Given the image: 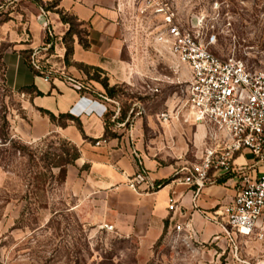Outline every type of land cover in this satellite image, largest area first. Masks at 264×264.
I'll use <instances>...</instances> for the list:
<instances>
[{
    "label": "rangeland",
    "instance_id": "1",
    "mask_svg": "<svg viewBox=\"0 0 264 264\" xmlns=\"http://www.w3.org/2000/svg\"><path fill=\"white\" fill-rule=\"evenodd\" d=\"M20 1L37 5L33 0H0V22ZM165 6L189 24L199 18L205 35H215L210 49L218 56L234 55L252 71H264V0H126L122 18L128 24L127 41L140 59L125 66L129 80L110 85L103 71H81L83 84L100 85L91 78L107 79L114 88L113 96L103 89L109 99L107 137L118 138L140 124L144 139H155V148L164 153L179 147L183 136L187 151L177 162L190 163L197 160L190 139L197 124L181 109L189 72L154 41L163 20L157 11ZM21 99L6 86L0 61V264H264V237L256 235L230 241L219 231L202 241L176 232L143 248L105 229L102 199L94 205L84 186H76L83 180L80 174H74L73 184L61 183L59 169L53 167L59 157L72 154L71 146L56 134L27 143L13 133V122L24 117ZM162 113L168 114L166 120ZM161 124L176 131L175 144ZM206 128L208 145L215 128ZM93 215L100 216L98 223H90Z\"/></svg>",
    "mask_w": 264,
    "mask_h": 264
},
{
    "label": "crops",
    "instance_id": "2",
    "mask_svg": "<svg viewBox=\"0 0 264 264\" xmlns=\"http://www.w3.org/2000/svg\"><path fill=\"white\" fill-rule=\"evenodd\" d=\"M41 1H58L59 9L75 16L87 29L90 47L83 49L75 37L72 64L102 70L110 85L129 80L125 66L139 63L140 59L134 55V46L127 41L128 24L122 18L126 0ZM17 6L16 10L9 11L7 20L0 22V61L4 67V81L11 92L22 98L24 113L22 119L13 122V133L27 143L56 134L76 146L80 158L67 167L66 183L73 184L74 174H80L83 180H79L76 186H84L85 194L94 205L99 203V198L102 199L103 222L123 237L138 241L143 248L152 247L164 235L176 233V224H192L197 238L202 241L218 234L220 227L209 222L205 215L232 202L237 177L220 178L225 181L207 186L196 194L194 186L179 182L180 174L176 175L187 163L177 162L187 151L183 136L178 139L179 147L165 149L164 153L155 148V139H144L140 124H134L130 131H121L118 138L107 137L108 104L102 99L103 88L97 83L93 86L85 83L88 90H77L72 82L83 84L84 75L74 66L64 65L62 38L67 25L55 12L44 11L30 1H20ZM50 44L52 48L41 53L42 63L51 74L50 81L45 82L42 75L29 67L25 57ZM23 88L32 89L20 92ZM41 111L52 114L57 121L52 123ZM66 115L80 123L81 131L74 121L63 119L64 126L58 123L59 116ZM161 127L165 136L175 144L173 136H178L176 131H172L168 124H161ZM195 130L190 138L191 146L194 155L199 157L207 142V128L197 125ZM138 161L146 171L149 183L157 186L155 189L148 188L147 184L140 185L137 191L128 187L129 180L138 171ZM84 166L86 170L82 169ZM234 166L252 167L255 175L264 174V165H255L248 151L236 155ZM170 197L177 202L173 212L167 209ZM99 220L100 216L93 215L90 223Z\"/></svg>",
    "mask_w": 264,
    "mask_h": 264
},
{
    "label": "built area",
    "instance_id": "3",
    "mask_svg": "<svg viewBox=\"0 0 264 264\" xmlns=\"http://www.w3.org/2000/svg\"><path fill=\"white\" fill-rule=\"evenodd\" d=\"M164 9H166L164 11ZM163 13L162 26L154 35L161 51L170 54L188 72V81L183 89L184 102L181 107L186 116L197 125L215 128L209 134V142L195 162H190L176 172L179 182L194 186L196 194L207 186L214 185L220 178L237 177L235 196L228 205L206 214V219L219 226L220 232L230 241L237 235L264 237V174L255 175L252 167L235 168L236 155L248 151L255 165H264V71L249 69L243 60L228 55L220 57L211 51L215 35L206 36L201 20L195 18L184 22L176 18L168 7H160ZM51 34V33H49ZM46 48L35 49L28 57L29 67L50 81V72L42 63L41 53ZM72 82V79H68ZM77 90H88V86L72 82ZM102 99L109 101L106 97ZM166 120L168 114L162 113ZM98 145V144H97ZM138 171L129 180L128 187L137 191L139 186H157L149 183L144 168L138 161ZM177 202L168 199L167 209L175 211ZM113 230L111 225H104ZM175 231L185 237H197L190 223L176 224Z\"/></svg>",
    "mask_w": 264,
    "mask_h": 264
},
{
    "label": "trees",
    "instance_id": "4",
    "mask_svg": "<svg viewBox=\"0 0 264 264\" xmlns=\"http://www.w3.org/2000/svg\"><path fill=\"white\" fill-rule=\"evenodd\" d=\"M33 2L36 3L44 11H53L56 14H58L62 23L67 25V32L65 33V35L62 38V43L65 47V55H64V59H63L64 65L65 66H74L76 69H78L82 72L84 71V74H86V75H88V73L85 70H94V71H98V72L102 73V70H100L98 68L87 66L84 64H77V63L72 64L70 61L72 53H73V43H74L75 37L78 39V43L82 46L83 49L87 50L90 47L89 42H88V32L82 31L80 29L83 26V24L81 22H79L77 20V18L75 16H73L72 14H69V13L65 12L64 10L59 9L58 8V1H52L50 3H43L41 0H33ZM51 48H52V46L50 47V49ZM25 59H26V62L28 63V58L25 57ZM91 79H94L96 82H98L103 87L106 94H108L110 96L114 95V88L108 86L107 79L101 80V81H99L96 78H91ZM31 89L32 88H23L20 90V92H24V91L31 90ZM37 94L40 95L39 92H37ZM41 112L48 115L49 119L52 123H55L57 121V119L52 114H50L46 111H41ZM63 119L74 121V123L77 125L78 129L81 131L80 123L78 121L74 120L73 117H71L69 115L59 116L58 123L61 126L65 125V122H62ZM106 136H107V132H106ZM64 141H66V140H64ZM92 141H94V140H92ZM67 143L71 146L70 149L72 151V154L69 155L68 158L59 157L58 162L56 161V163L53 164V167L59 169V176H60L61 183L64 182L65 177H66V171H67L66 167L74 165L75 161L78 158H80L79 149L76 146L70 144L69 142H67ZM63 153L65 155L68 154L65 151H63ZM86 168L87 167L84 166L82 169H86ZM223 180H218V183H222Z\"/></svg>",
    "mask_w": 264,
    "mask_h": 264
}]
</instances>
